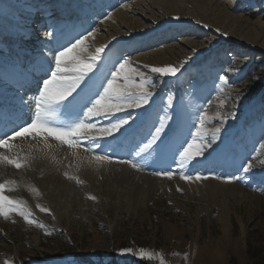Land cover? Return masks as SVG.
Returning <instances> with one entry per match:
<instances>
[{
  "label": "rangeland",
  "instance_id": "obj_1",
  "mask_svg": "<svg viewBox=\"0 0 264 264\" xmlns=\"http://www.w3.org/2000/svg\"><path fill=\"white\" fill-rule=\"evenodd\" d=\"M263 5L264 0H243L234 13L255 22ZM185 32L197 33L200 53H189L185 58L188 63L175 77H159L144 65L132 63L131 67L139 66L145 79L154 83L155 87L148 89L153 96L148 105L125 107L115 119H129V125L120 129V149L124 152L120 159L140 165V170H135L145 176L194 185L191 196L180 186L165 189L139 179L126 181L127 194L133 191L131 195L117 187L111 194L107 183L119 182L122 177L109 175L100 185L108 195L103 189L93 191L75 182L81 195L61 213L54 200L50 204L48 195L32 187L26 193L49 211L26 205L28 209L22 210L32 223L16 211L3 217L1 223L11 228L8 233L0 229L1 259L9 264H264V102H256L245 118L240 115L244 103L242 107L238 103L242 88L250 83L264 90V48L219 30L205 32L200 21ZM175 34H179L176 29L164 32ZM128 74L132 77L129 86L138 92V78L134 72ZM116 83L121 85V79ZM161 122L166 126L162 136L173 151L177 147L182 151L187 146L184 141L192 142L197 129L203 133L204 144L216 136V142L204 153L216 148L209 158L213 162L197 164L196 160L203 158L195 157L182 165L179 153L173 159L169 152L163 157L167 164L162 165L156 145L144 147ZM196 144L201 145V140L197 138ZM247 163L252 168L244 173L242 166ZM162 167L173 170L172 179L152 174ZM180 174L220 176L222 179L207 180L223 183L219 186L225 189V196L214 202L207 198L209 191L199 187L201 180H181ZM233 176L240 179L225 182ZM8 185L7 190H12ZM113 193H120V197ZM123 249L131 252L121 255Z\"/></svg>",
  "mask_w": 264,
  "mask_h": 264
},
{
  "label": "bare ground",
  "instance_id": "obj_2",
  "mask_svg": "<svg viewBox=\"0 0 264 264\" xmlns=\"http://www.w3.org/2000/svg\"><path fill=\"white\" fill-rule=\"evenodd\" d=\"M4 1V4L0 3V110L7 127L33 118L35 98L42 88V80L50 78V73L36 70L38 66L50 65L55 70L53 57L60 45L70 47V42H75L77 37L82 38L81 34L87 35L88 31L93 35L85 41L79 55L85 62H90L91 57L96 55L95 50L104 47V51L98 54L103 60L98 59L97 66L89 73L101 92L103 89L99 85L103 83L106 86V78H111L109 69H112L117 56L128 59L133 65L177 66L189 53H200L197 33L185 32L186 29L195 27L198 21L202 23L205 32L219 30L239 41L246 40L264 48V5L258 10V19L253 22L234 13L243 0ZM173 29L178 30L179 34L164 35V32L170 33ZM46 32H53L54 38L47 37ZM136 43L140 44L139 47L132 48ZM193 48L196 49L195 52L191 51ZM124 53L127 55L123 56ZM118 113L120 111L110 116L94 118L92 122L98 129L108 127L117 121L115 115ZM47 119L53 125L67 126L72 117L66 110L57 107L48 114ZM120 133L123 132L107 136L96 130L89 134L90 137L103 138V154L111 157L105 161H96L94 153L85 152L83 148L68 149L58 141L49 140L52 147L47 148L42 140L37 144L30 138H18L11 149H0V155L18 153L20 157L34 156L35 159L30 167L21 170L0 164V183L7 186L8 182H14L9 183L8 186L11 184L13 187L12 190H6L5 195L17 201L21 210L28 209L29 206L39 211L41 203L26 193L29 188L35 187L42 194L48 195L50 204L53 203L52 200L55 201L59 212L65 213V207L75 204L81 195L76 189V179H68L69 176L78 178L87 187H92V190L104 191L105 187L100 186L101 179L115 175L122 179L107 183L106 187L111 189V194L117 187L124 190L121 193L131 195L133 191L127 194L126 181L139 179L165 189L180 186L191 196L190 191L194 190V185L160 181L137 172L126 163H118L117 160L123 157ZM198 185L209 191L207 198L210 197L214 202L225 196V189L221 188L224 184L221 182L201 180ZM105 191V195H108V191ZM113 195L120 197V193ZM1 220L3 216H0V229L8 233L11 227L3 221L1 223ZM4 262L0 258V264Z\"/></svg>",
  "mask_w": 264,
  "mask_h": 264
},
{
  "label": "snow or ice",
  "instance_id": "obj_3",
  "mask_svg": "<svg viewBox=\"0 0 264 264\" xmlns=\"http://www.w3.org/2000/svg\"><path fill=\"white\" fill-rule=\"evenodd\" d=\"M87 31V30H86ZM45 35L49 38H54L53 32H46ZM82 35V38H75V42H70L71 46L60 45V48L56 50L54 55L55 70H52L51 66L44 67L40 64L36 70L44 73H50V78H44L42 80V88L39 89V95L35 98L34 104V116L25 123L15 124L14 126L7 127L4 123L3 112L0 110V149H11L15 141L19 139L30 138L40 143L42 140L45 147L51 148L49 140L58 141L60 145L67 146L68 149L83 148L85 152L94 153V159L96 161L110 160L109 155L103 154V138L90 137V133L96 130L105 133L107 136H112L113 133L119 132L125 125H129V119L123 118L117 120L115 123H111L108 127L99 128L92 122L94 118H100L103 116H110L114 112H119L125 107L139 109L145 105H148L153 92L148 90L155 87L154 83L148 79H145V72L140 70V67H131V62L128 59H124L121 56H117L113 61L112 69H109V75L111 78H106V86L102 83L99 88L103 91H99L97 85L92 81V77L89 73L93 72L96 67V61L103 60V57L98 54L104 51V47L97 48L95 50L96 55L91 57L90 62H85L80 57L79 51L83 50L85 41L93 35L88 31L87 35ZM62 49V50H60ZM111 51V49H109ZM191 51L195 52L193 48ZM122 61V62H121ZM188 63V60H184L178 66L166 65V66H149L144 65V68H149L153 74H158L159 77H175L177 73L181 71ZM118 65V67H117ZM129 72H134L138 78V83L135 85L137 91L129 86V81L132 77L129 76ZM121 79V85L117 86V79ZM220 80H224V77H219ZM254 79H260V77H254ZM40 83V82H38ZM171 100V97H169ZM57 107L66 110L72 117L67 126L53 125L47 119L49 113L54 111ZM131 116V113H129ZM165 124L161 122L158 127H155L154 133L151 135V139L144 145L145 148H151L156 145L155 151L161 156V164H167V161L163 157L171 152L173 159L176 153H179L180 163L183 165L186 161L192 160L195 157H202V160H196L197 164H204L210 161L213 152L216 148H213L212 152H208L205 155V150L212 147L217 140L216 136H213L212 141L204 144L203 133L200 129H197L196 137L192 142L184 141L187 146L183 147V143L180 147H183L181 151L179 147L172 150L170 143L165 142V138L162 134L165 132ZM216 133H220L221 129L216 128ZM201 140V145L197 146L196 139ZM217 148L220 146L217 145ZM101 150V151H97ZM226 149H221L225 151ZM34 156L20 157L16 155L2 154L0 155V164H7L14 167L17 170L27 169L30 167ZM118 163H130L131 166L140 170L141 166L131 160L119 159ZM252 168L251 163H247L246 166H242V171L248 173ZM155 176L167 177L172 179L174 172L170 167H162L160 171L152 173ZM65 175H67L65 173ZM207 180V179H222L220 176L213 175L211 177L203 174H198L195 177L192 175L180 174V179L185 181ZM68 179H76V183H82L76 177L69 176ZM239 176L228 177L225 182L231 183L238 181ZM14 183V182H8ZM7 186L5 183H0V216L7 217L9 212L14 209H19V203L7 195L5 192ZM177 191H180L177 188ZM89 199L95 200L94 196H89ZM39 207V205H38ZM42 212H48V209L40 208ZM18 214L24 216L28 223L33 221L29 219V214H25L23 210H19ZM50 214V213H49ZM125 252H131V249H123L121 255ZM142 255H145L141 250ZM150 256V254H147ZM4 264H9V261H5ZM163 264V261H161Z\"/></svg>",
  "mask_w": 264,
  "mask_h": 264
},
{
  "label": "trees",
  "instance_id": "obj_4",
  "mask_svg": "<svg viewBox=\"0 0 264 264\" xmlns=\"http://www.w3.org/2000/svg\"><path fill=\"white\" fill-rule=\"evenodd\" d=\"M260 88L261 86L257 83H250L246 88H242L238 103L241 105V107L244 103V106L246 107L240 110V115L243 116V118L246 117L248 109L255 108L258 102H264V90ZM76 264H79L78 261H76ZM142 264L151 263L143 262Z\"/></svg>",
  "mask_w": 264,
  "mask_h": 264
}]
</instances>
